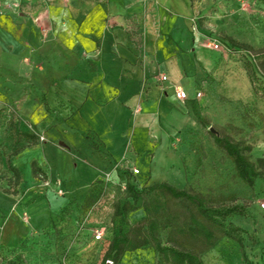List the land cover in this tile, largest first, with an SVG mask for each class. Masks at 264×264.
<instances>
[{
	"label": "crops",
	"instance_id": "1",
	"mask_svg": "<svg viewBox=\"0 0 264 264\" xmlns=\"http://www.w3.org/2000/svg\"><path fill=\"white\" fill-rule=\"evenodd\" d=\"M213 3L0 0V107L12 112L10 132L36 137L11 160L23 192L3 198L13 203L0 234L3 245L16 247L42 232L72 196L87 194L114 166L134 165L137 176L144 175L151 154L168 151L171 141L179 143L195 128L192 105L205 116L197 94L217 68V53L206 46L217 39L207 42L204 26L218 21L210 14ZM176 87L187 93L186 101L176 98ZM70 169L82 170L78 180ZM55 180L62 190L70 180L62 196L53 183L46 186ZM49 194L66 202L32 219L28 205Z\"/></svg>",
	"mask_w": 264,
	"mask_h": 264
},
{
	"label": "rangeland",
	"instance_id": "2",
	"mask_svg": "<svg viewBox=\"0 0 264 264\" xmlns=\"http://www.w3.org/2000/svg\"><path fill=\"white\" fill-rule=\"evenodd\" d=\"M213 1L215 5L210 9V14H216L218 21L204 26L208 32L207 42L216 38L221 47L211 51L217 53V68L210 74L208 84L200 89V100L203 103L201 110L206 111L209 128L202 126L196 119L195 128L182 133L179 143L171 141L168 151L161 153L159 149L158 153L151 154L150 169L142 170L145 177L143 174H134L133 170L138 168L134 165L112 167L103 174L102 179L108 186L99 203L88 212H82L81 205L87 195L86 190L72 196L61 213L52 217L51 225L42 232L31 233L21 239L16 247H6L0 241V264H101L110 238L120 225L114 219L115 206L127 202L129 198L126 186L128 180L137 190L157 183H169L179 189L203 194L213 202L234 198V205L244 209L243 215H237L233 219L242 230L244 247L240 248L233 241L223 240L215 249L204 254V260L206 264H264V180H258L254 189L244 184L237 177L231 160L216 146L209 131L215 130L214 135L229 134L250 145L253 149V161L264 158V0ZM228 37L247 44L252 49H232L227 41ZM254 59L262 69V81L257 79L250 63ZM2 107L0 234L5 214L13 206L12 202H2L3 198L23 192L22 185L18 188L13 185V175L8 163H11L14 152L25 147L29 141L20 133L9 131V125L15 123L13 119L9 121L6 118L12 112L9 108ZM29 154L21 159L22 164H27ZM79 169L67 171L72 173V178L78 180L82 171ZM146 171L148 172L145 173ZM24 173L27 175L28 170L25 169ZM68 181L63 187L65 191H68ZM59 200L66 202L53 194L44 196L37 206L34 203L28 205V213L35 219L38 212L44 211L46 206L49 208L48 205L53 206ZM138 206L141 207V203ZM173 206L182 216V221H185L188 216L185 205L175 203ZM144 216L145 213L140 208L130 213L128 220L131 225H135ZM103 227L107 234L105 240L94 242L95 232ZM121 264L165 263L159 254L146 250L127 254Z\"/></svg>",
	"mask_w": 264,
	"mask_h": 264
},
{
	"label": "trees",
	"instance_id": "3",
	"mask_svg": "<svg viewBox=\"0 0 264 264\" xmlns=\"http://www.w3.org/2000/svg\"><path fill=\"white\" fill-rule=\"evenodd\" d=\"M228 41L232 49H252L251 46L233 39L229 38ZM250 63L255 76L262 81L260 65L255 59L250 60ZM192 107L197 121L209 128L207 118L202 116L195 104ZM209 131L216 146L231 160L237 177L244 184L254 189L258 180H264V158L253 161V149L250 145L234 139L229 134L214 135ZM28 138L35 143L36 137ZM22 149L15 151L13 155H18ZM8 164L13 175L12 183L18 188L21 185V172L13 168L10 162ZM39 171L33 163L34 177H37ZM107 186L108 183L103 179H98L91 185L81 205L82 212H88L101 201ZM126 186L129 198L127 202L115 206L114 219L118 220L120 225L110 238L101 264H121L127 254L146 250L159 254L165 264H206L204 254L215 249L223 240H230L240 248L244 247L242 230L233 221L237 215L244 214V209L234 205V198L213 202L203 194L179 189L169 183H157L137 190L128 180ZM138 203L142 206H138ZM175 203L187 208L188 216L185 221H182V216L174 208ZM139 207L145 216L139 223L131 225L128 215L140 209ZM106 235L105 233L103 240Z\"/></svg>",
	"mask_w": 264,
	"mask_h": 264
},
{
	"label": "built area",
	"instance_id": "4",
	"mask_svg": "<svg viewBox=\"0 0 264 264\" xmlns=\"http://www.w3.org/2000/svg\"><path fill=\"white\" fill-rule=\"evenodd\" d=\"M194 31H196V27H194ZM206 46L209 49H212V50H219L220 47H221V43L219 41H217V40H211V41L208 42V44ZM162 79H163V81H166L167 80V77L166 76H163ZM175 94H176V98L178 100H180V101H186L188 99L187 93L184 90H182V88H180V87H176ZM201 97H202V93H198L197 94V98L199 99ZM40 139H41V141H44V138H40ZM133 171H134V174L135 175H138L139 174V170L134 169ZM51 183H53L54 185L57 186V188H58L57 193L62 196L64 194V192H63L62 189H60V187H61V181L60 180H55L54 182L47 181L46 182V186H50ZM105 233H106V228L105 227L100 228L99 230H97L95 232V234H94V240L96 242L102 241L104 239V237H105Z\"/></svg>",
	"mask_w": 264,
	"mask_h": 264
},
{
	"label": "water",
	"instance_id": "5",
	"mask_svg": "<svg viewBox=\"0 0 264 264\" xmlns=\"http://www.w3.org/2000/svg\"><path fill=\"white\" fill-rule=\"evenodd\" d=\"M211 131H212L213 133H216V131H215V130H212V129H211Z\"/></svg>",
	"mask_w": 264,
	"mask_h": 264
}]
</instances>
